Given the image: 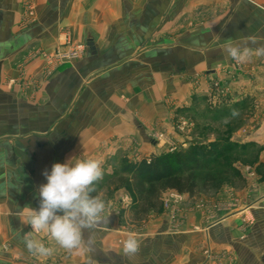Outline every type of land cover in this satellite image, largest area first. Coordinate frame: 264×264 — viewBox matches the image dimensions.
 <instances>
[{"label": "crops", "instance_id": "crops-1", "mask_svg": "<svg viewBox=\"0 0 264 264\" xmlns=\"http://www.w3.org/2000/svg\"><path fill=\"white\" fill-rule=\"evenodd\" d=\"M66 34L84 44V52L49 72L42 57ZM229 39L253 49L264 44V0H0V101L19 104V86L7 90V81H19L24 71L38 79L32 98L44 105L14 112L10 122L0 115V136H11L0 141V166L6 151L10 168L0 171V264H87L89 258L95 264H264V184L252 192H225L218 222L203 232L188 228L201 214L193 205L181 208L183 235L163 234L168 223L157 217L150 224L157 234L138 240L137 257L117 243V207L105 210V237L101 227L85 233L93 243L79 255L48 236L57 254L37 257L22 239L29 230L20 211L38 208L45 170L74 157L100 159L109 168L146 148L144 137L164 125L165 89L182 99L180 74L228 65ZM242 65L248 71L236 87H247L257 99L264 94V56ZM169 70L177 73L170 87ZM254 135L264 136V127ZM201 247L207 249L203 256Z\"/></svg>", "mask_w": 264, "mask_h": 264}, {"label": "rangeland", "instance_id": "rangeland-1", "mask_svg": "<svg viewBox=\"0 0 264 264\" xmlns=\"http://www.w3.org/2000/svg\"><path fill=\"white\" fill-rule=\"evenodd\" d=\"M42 58L49 67V72L57 65L78 59L59 64L52 62L50 65L46 57ZM245 71L248 70L242 64L231 60L226 66H216L212 73L202 71L180 74L184 76L180 82L185 83L186 87L184 97L177 99V96H171V89H165L164 125L149 131L147 137H144L147 147L132 150L129 156H122L119 160L116 159L115 163H110L109 168L102 166L103 176L95 182V191L91 195L100 196L106 203V209L117 207L114 215L120 222V236L116 240L122 248L127 238L124 236L130 232L135 233L140 241H146L147 237L156 235V227L150 224L159 216H164L168 223V232L163 229V234L183 235L182 227L187 224L186 213H181V208L188 205H193L196 211L201 213L197 214L196 223L188 224V228L192 232H203L205 227L209 229L218 222L219 217L216 215L219 214L216 213L226 206L223 200L225 192L233 195L252 192L257 186L264 184V136L254 135L264 127V94L260 93L256 99L247 87H236L246 76ZM165 73L170 87L171 80L177 73L170 70ZM13 80L10 78L7 81L6 89L13 90V85H18L21 101L17 105L13 104L11 99L0 101V115L4 114V119L9 122L10 115L14 112L41 111L44 106L39 99L32 98L39 86L38 79H32L23 71L19 81ZM10 137L0 136V141ZM132 143L134 149L135 142ZM208 144H213L222 154L217 158L213 156L205 168L195 170L194 192L189 194L166 190L155 200H149L146 196L139 198L125 187V181L130 179L134 166L141 158ZM1 158L2 173L3 169H10L5 164L8 153L4 151ZM115 193L117 197L112 200ZM151 204L154 207L150 208ZM145 208L147 209L144 210ZM205 210L211 213L210 217L203 214ZM102 227L101 240L105 237H102ZM28 230L31 231L29 225ZM38 235L49 247L48 235ZM53 253L57 254V249ZM206 253L207 249L201 247L200 254L203 256ZM137 254L139 253L135 254L136 257Z\"/></svg>", "mask_w": 264, "mask_h": 264}, {"label": "clouds", "instance_id": "clouds-1", "mask_svg": "<svg viewBox=\"0 0 264 264\" xmlns=\"http://www.w3.org/2000/svg\"><path fill=\"white\" fill-rule=\"evenodd\" d=\"M224 50L237 64L247 63L253 56H264V44L253 49L231 39L225 41ZM43 175L47 183L39 186L38 208L25 207L20 211L21 215H27L22 223L31 228L22 237L24 246L37 257L51 256L53 249L47 247L38 235L45 233L69 254L79 255L93 243L85 233L109 224V218L104 215L105 201L98 195H91L95 191V182L103 176L102 161L74 157L65 163H54L51 171L45 170ZM0 179L4 180V177L0 176ZM139 248L136 234L128 233L123 242L124 253L132 256L138 253ZM87 264L95 262L89 258Z\"/></svg>", "mask_w": 264, "mask_h": 264}, {"label": "trees", "instance_id": "trees-1", "mask_svg": "<svg viewBox=\"0 0 264 264\" xmlns=\"http://www.w3.org/2000/svg\"><path fill=\"white\" fill-rule=\"evenodd\" d=\"M218 153V148L208 144L143 157L134 166L125 187L139 198L146 196L149 200H155L166 190L190 194L196 187L195 170L205 168L213 156L220 157L222 153Z\"/></svg>", "mask_w": 264, "mask_h": 264}, {"label": "built area", "instance_id": "built-area-1", "mask_svg": "<svg viewBox=\"0 0 264 264\" xmlns=\"http://www.w3.org/2000/svg\"><path fill=\"white\" fill-rule=\"evenodd\" d=\"M84 49V44L72 41L70 36L66 34V40L63 43H60L52 52L45 53L43 56L46 57L50 65L52 62L59 64L80 57Z\"/></svg>", "mask_w": 264, "mask_h": 264}]
</instances>
